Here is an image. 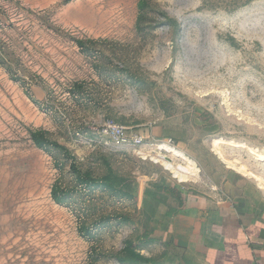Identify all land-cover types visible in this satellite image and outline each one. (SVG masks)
<instances>
[{
	"label": "rangeland",
	"instance_id": "obj_1",
	"mask_svg": "<svg viewBox=\"0 0 264 264\" xmlns=\"http://www.w3.org/2000/svg\"><path fill=\"white\" fill-rule=\"evenodd\" d=\"M110 120L142 144L111 143ZM162 144L195 179L153 159H172ZM169 186L190 202L264 201V0H0V264H121L128 242L171 264L157 223Z\"/></svg>",
	"mask_w": 264,
	"mask_h": 264
},
{
	"label": "crops",
	"instance_id": "obj_2",
	"mask_svg": "<svg viewBox=\"0 0 264 264\" xmlns=\"http://www.w3.org/2000/svg\"><path fill=\"white\" fill-rule=\"evenodd\" d=\"M165 190L174 196L159 207L157 223L171 264H264V201L190 202L174 186Z\"/></svg>",
	"mask_w": 264,
	"mask_h": 264
},
{
	"label": "trees",
	"instance_id": "obj_3",
	"mask_svg": "<svg viewBox=\"0 0 264 264\" xmlns=\"http://www.w3.org/2000/svg\"><path fill=\"white\" fill-rule=\"evenodd\" d=\"M71 1L72 0H64V3H69ZM76 44H77L76 46H78L80 49L84 50L86 47L85 46L86 44L93 45V44H95V41H93V40H87V41L78 40V41H76ZM6 70H10V69L6 68ZM10 78H12L13 81H16V79L13 78L11 75H10ZM73 88L78 93L80 90H82V86L80 84H77V83H75L73 85ZM26 95L33 103H35L34 99L31 97V95L27 91H26ZM30 138H31V140H32V142L36 148H38V149H40L46 153H50L51 148L59 149L60 151H62L63 157L65 159H69L71 161L70 162V168L76 176V178H75L76 182H78L80 185L90 187L92 184L94 185L96 183V180L91 177L90 173H88V172L82 173L76 167L74 157L69 154V151L65 147H63L62 145H59L56 142H52L47 138V133L45 131H43V130L30 131ZM105 180H108V177H106ZM50 191H51L50 195H51L52 200L58 205H63L65 192H63V190L60 189V187L57 184H54V186H52ZM79 234H81L82 236H87L88 230L86 228H84V229L81 228ZM141 244H144V243H141ZM139 246H141V245L138 243L137 244L136 243H130V242L126 243L125 247L115 255L116 260L121 264H126V263H128V264H148V263H151L152 260L150 258H146L142 254H140L136 251V249L139 248Z\"/></svg>",
	"mask_w": 264,
	"mask_h": 264
},
{
	"label": "bare ground",
	"instance_id": "obj_4",
	"mask_svg": "<svg viewBox=\"0 0 264 264\" xmlns=\"http://www.w3.org/2000/svg\"><path fill=\"white\" fill-rule=\"evenodd\" d=\"M159 149L165 150L167 153H169L172 157L166 158L161 155H156L153 157L155 161H159L163 164V166L172 174L174 179H177L179 182H187L189 179H195L196 178V170L193 166V163L189 161L185 156H183L182 153L178 152L175 148H172L168 145L162 144L158 145ZM175 159H181L182 163H175ZM237 171L244 173L245 169L243 166L239 164H232ZM263 186V183L261 184Z\"/></svg>",
	"mask_w": 264,
	"mask_h": 264
},
{
	"label": "built area",
	"instance_id": "obj_5",
	"mask_svg": "<svg viewBox=\"0 0 264 264\" xmlns=\"http://www.w3.org/2000/svg\"><path fill=\"white\" fill-rule=\"evenodd\" d=\"M100 134L107 137L116 146H137L142 144V138L136 134H130L125 127L114 121H106L98 129Z\"/></svg>",
	"mask_w": 264,
	"mask_h": 264
}]
</instances>
